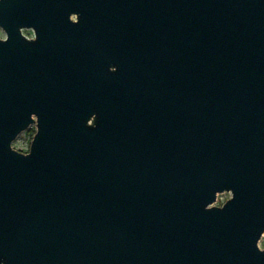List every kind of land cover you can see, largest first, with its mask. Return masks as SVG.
<instances>
[{"label":"water","instance_id":"95a60500","mask_svg":"<svg viewBox=\"0 0 264 264\" xmlns=\"http://www.w3.org/2000/svg\"><path fill=\"white\" fill-rule=\"evenodd\" d=\"M0 29V264H264V0H0Z\"/></svg>","mask_w":264,"mask_h":264},{"label":"rangeland","instance_id":"374dc122","mask_svg":"<svg viewBox=\"0 0 264 264\" xmlns=\"http://www.w3.org/2000/svg\"><path fill=\"white\" fill-rule=\"evenodd\" d=\"M24 34L28 38H33V31H24ZM6 37L5 33L0 29V38L4 39ZM37 132V126L32 125L29 129H27L25 132L21 133L17 139L14 141V145H16L18 148L21 150H30L32 141L34 139V136ZM232 197L231 193H223L218 196V201L216 204H223L226 202L228 199ZM260 246H264V235L262 239L260 240Z\"/></svg>","mask_w":264,"mask_h":264}]
</instances>
